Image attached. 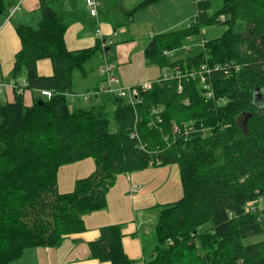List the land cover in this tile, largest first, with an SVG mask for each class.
<instances>
[{"label": "trees", "instance_id": "1", "mask_svg": "<svg viewBox=\"0 0 264 264\" xmlns=\"http://www.w3.org/2000/svg\"><path fill=\"white\" fill-rule=\"evenodd\" d=\"M14 1L0 0V16L14 13ZM158 1L143 0L135 10ZM56 2L40 0L37 26L17 25L22 47L7 79L0 77L2 95L3 82L13 85V99L0 104V264L84 231L85 216L108 206L118 174L171 164L183 195L163 204L146 264H264V0H223L213 12L212 0H196L189 26L155 34L144 51L146 64L195 77L154 81L138 102L113 92L112 114L110 103L94 102L102 87L88 90L96 92L89 105L70 106L75 71L87 75L93 55L107 54L113 41L71 48ZM216 24L227 25L221 36L204 40L199 53L174 57ZM44 59L52 63L47 75L39 72ZM87 158L96 169L61 192V167ZM123 236L120 223L102 226L91 255L132 264Z\"/></svg>", "mask_w": 264, "mask_h": 264}, {"label": "crops", "instance_id": "2", "mask_svg": "<svg viewBox=\"0 0 264 264\" xmlns=\"http://www.w3.org/2000/svg\"><path fill=\"white\" fill-rule=\"evenodd\" d=\"M96 1L99 20L90 15L86 0H57L56 6L66 15L69 24L66 32L68 45L76 49L96 44L101 39L96 36V28L100 25L104 33L103 39L108 36L107 40L113 41L107 48V54L103 52V55L107 57L108 61L116 65V73L122 79L123 84L127 86L145 84L146 82L152 83L162 75L163 68L150 69L146 74L142 72L135 75L131 74V68L137 58L140 63L145 61V48H141V41L136 38L138 31L145 27L150 30L148 44L157 33L188 26L191 17L196 13V0H160L149 7L138 10L135 8L143 0ZM14 2L17 5L14 13L10 15L7 10L4 15L0 16V77L5 79L13 68L16 53L21 49V40L16 30L17 25L22 23L37 26L41 19L40 0H16ZM131 12L133 13L129 15ZM140 24L142 26L138 30ZM112 51V60H110L108 54ZM40 65L43 66V68H39L40 74L47 75L52 72V63L49 59L41 60ZM129 65H132L130 69H128ZM99 66L100 63L96 65V68L100 69ZM148 68H153V66L149 65ZM92 72L91 70L87 75H83L84 79L88 81L86 91L101 87V81L105 80L104 76H101L102 79L99 80V83L90 86L89 82L94 77H90ZM3 84L8 87L4 93L5 99L8 101L13 95V85L6 82ZM74 91L77 92L75 81ZM102 95H104L103 92L98 95L99 100L94 102L105 101L111 104V99L115 97L112 93L104 95V98ZM80 104L84 105L83 103ZM76 164H80L73 165L78 166L75 172L79 174V178L81 175H87L93 169V165L88 163L78 161ZM63 167L59 172L58 186L62 180L65 187L62 192H65L72 190L75 185L73 186V180L70 181L71 175L61 179ZM149 168H153L150 169L151 172L160 170L156 167ZM149 168L145 170H149ZM144 174L141 171L118 174L116 184L108 192V206L85 216L86 229L84 231L65 236L59 246L27 248L21 257L9 264H112L110 261L93 257L90 251V243L100 237L102 226L115 223L123 225L124 249L132 260V264H146V260L155 253L156 244L152 245L150 251L147 252L146 247L150 243L148 244L146 238L151 235L153 227L148 221L149 218H145L143 215L142 217L136 216V210L141 211L142 209L136 204V201L142 199L140 189L150 183V179L143 181L145 179ZM135 186H140L139 191L130 194ZM115 187H117V191L112 193ZM111 194L112 197L118 194L124 196L126 206L120 205L119 208L118 205L113 204L110 207ZM163 194L166 199H170L178 192L172 188H166L163 190ZM134 201L135 204H131ZM167 202L169 200L161 204ZM149 210L151 209L146 211ZM154 231L156 233V223Z\"/></svg>", "mask_w": 264, "mask_h": 264}, {"label": "rangeland", "instance_id": "3", "mask_svg": "<svg viewBox=\"0 0 264 264\" xmlns=\"http://www.w3.org/2000/svg\"><path fill=\"white\" fill-rule=\"evenodd\" d=\"M223 0H212L213 6H212V12L216 11L218 8L221 7ZM4 15V14H2ZM242 23H239L237 25V28H241L242 27ZM142 24H140V27L138 28V30H140ZM227 29V25L225 24H216V25H211V26H205L203 28L202 31V37L201 38H192L189 40L185 41V44L182 48H179L177 50L174 51V57L176 59H180V58H186L190 55L199 53L202 49H203V41L204 40H208V39H214L217 38L219 36H221L223 34V32ZM150 30H148L146 27L141 29L140 31H138V34L136 35V38H138L141 41V48H145L147 45V42L149 40V33ZM104 34V33H103ZM98 36V35H96ZM99 38L103 39V36ZM106 38V37H105ZM108 38V36H107ZM106 38V39H107ZM109 41H111L110 39H108ZM21 48V46H20ZM19 48V49H20ZM188 48H190L191 50H189ZM112 54L113 51L110 52L108 54V58H111L110 60H112ZM105 62H106V58L103 55L102 50H98L92 57V60L86 65V69L87 71H93L90 75L94 76L91 80H90V86H93L97 83H99V80L102 79V77L104 76L105 80L101 81V87L102 90H105L104 87L108 85V79H107V72L105 71ZM100 63V69L96 68V65ZM113 63V62H112ZM114 65V63L112 64ZM149 64H146L145 61L140 63V60L137 58L135 60L134 66L132 67V65H129L130 69L131 67V74L135 75L137 73H143L146 74L150 71V69H156L158 70V66L157 65H152L153 68H148ZM39 68H43L42 65L39 66ZM96 68V69H95ZM115 75H117L119 77V75L117 73H113ZM159 75V73H158ZM157 75V76H158ZM102 76V77H101ZM156 78V77H155ZM74 81L76 83V90L77 93H84L86 91V87L88 86L86 83L88 82L86 79H84L82 72L78 69L75 71L74 73ZM104 95H109V91H105L103 92ZM104 95H102V98H104ZM74 98V99H73ZM73 98H70V106L71 107H75L78 106L80 103H84V105H89L86 101H84L83 98L79 97V96H75ZM12 99H13V95H12ZM6 99L5 96L2 95L0 93V104L2 103H6ZM110 113H113V105L110 104L109 105V109ZM115 122L112 121L111 123V129L115 130ZM180 130V128H179ZM177 130V133L178 131ZM80 162L83 163H88L93 165V169L89 171L88 174H90L91 172H93L96 169V163H95V159L94 158H87L84 160H81ZM78 163V162H76ZM67 164L64 165L62 173H61V179L67 178L69 175H71L70 181L73 180V186L75 185V182L77 180V178H79V174L75 172V170H77L78 166H73V165H80V164ZM61 167V168H62ZM157 169H160L158 171H153L151 172L150 169L153 168H149V170H141L142 173H145V179L143 181H147L148 179H150V183L144 185V187H142V189H140V193L142 195V199L136 201L137 207H142L141 211L136 210V216L137 217H145V218H149L148 221L151 222L153 230L151 235L146 238V240H148V246L146 247L147 252L150 251L152 245H155L157 243V235L155 233V223H156V227H157V222H158V218L160 215V212L162 210V208L164 207L163 202L169 200V202H173L178 200L179 198L182 197L183 195V190H182V185H181V179H180V170L177 164H171V165H163V166H156ZM134 173V172H132ZM86 174V173H84ZM127 175V174H125ZM131 175V174H130ZM84 175H81V177H83ZM86 176V175H85ZM117 181V180H116ZM115 183L111 186V188L116 184ZM59 190L62 192L64 190V185L63 182L61 180L60 185L58 186ZM139 187L140 186H135L133 189V192H131L130 194H133L134 192H138L139 191ZM166 188H172L173 190L177 191L178 194L173 195V197L171 196L170 199H166V197H164L163 194V190ZM117 191V187L114 188L113 192ZM112 197V194H111ZM127 198H129V196H127ZM125 200L126 198L124 196H120L119 194L116 196H113L111 198V201L109 203V206L111 207L113 204L118 205L120 208V205H125ZM173 200V201H171ZM131 204H135L132 202ZM166 204V203H164ZM258 206L260 209H264V197H262L258 203ZM148 207V208H145ZM147 209H151L149 211H146ZM99 211V210H98ZM94 212V211H93ZM262 237H254V239H259ZM251 240V239H250Z\"/></svg>", "mask_w": 264, "mask_h": 264}, {"label": "built area", "instance_id": "4", "mask_svg": "<svg viewBox=\"0 0 264 264\" xmlns=\"http://www.w3.org/2000/svg\"><path fill=\"white\" fill-rule=\"evenodd\" d=\"M86 5L90 11V15L92 17L98 18L99 10H98V6H97V1L96 0H86ZM15 9L16 8L12 9V13L14 12ZM96 35H98L100 37L103 36V31L99 25L96 28ZM165 53H167L168 55H173V53L169 52V51H165ZM105 66H106L105 71L107 72L108 85L104 87L105 90H103V91L116 92L118 95L123 96V97L128 96V95L130 96L132 94L137 93V85H135V86L134 85H132V86L124 85L121 78L111 72L114 69V66L110 65L108 63H106ZM215 67H217V66H215ZM202 68H203V70L207 69V67L204 65L202 66ZM166 70H167V67H166ZM175 70L179 71L178 67L175 68ZM187 75L189 76V78L195 77V74L193 72H189V73H187ZM202 81H205V78H202ZM149 84H151V83L146 82L143 85L148 86ZM101 89H97V90H101ZM44 94L51 96V92H49V91H44ZM93 94H96V92L87 91L84 93H76V94H71V95H72V97L79 96V97L83 98L84 100H87V99H90ZM208 95L213 96V92L209 91ZM175 130H176L175 132H177V130H179V127H177Z\"/></svg>", "mask_w": 264, "mask_h": 264}, {"label": "bare ground", "instance_id": "5", "mask_svg": "<svg viewBox=\"0 0 264 264\" xmlns=\"http://www.w3.org/2000/svg\"><path fill=\"white\" fill-rule=\"evenodd\" d=\"M178 66H176L175 68H177ZM178 70L179 71H176L175 69H174V71L173 70H163V72H162V75L160 76V78L158 79V80H165V79H173V78H175V77H184V76H188L187 75V73H189V72H184L182 69H181V67H178ZM204 72H206V70H203L202 71V74L204 75V76H202V78H205L206 79V75H205V73ZM157 80V81H158ZM153 83V82H152ZM152 83L151 84H149L148 86H144L143 84H140V85H137V93H135V94H132V95H128V96H125V98H127L128 100H130V101H132V100H136V101H140V95H141V91L142 90H144V89H147V88H150L151 87V85H152ZM135 86V85H134ZM44 91H49V92H51V96H52V94H53V92H52V90H42V91H40V94L41 95H44V96H47V97H51V96H49V95H47V94H44ZM102 92H105V91H102ZM101 91H98L97 92V94L99 95L100 93H102ZM209 92V91H208ZM110 93H112V94H114L113 92H110ZM118 95V94H117ZM121 97H123V96H121ZM92 97L90 98V99H87V101H89V102H91L92 100ZM94 99L97 101V100H99V98H98V96H95L94 97Z\"/></svg>", "mask_w": 264, "mask_h": 264}, {"label": "water", "instance_id": "6", "mask_svg": "<svg viewBox=\"0 0 264 264\" xmlns=\"http://www.w3.org/2000/svg\"><path fill=\"white\" fill-rule=\"evenodd\" d=\"M39 102H41V100Z\"/></svg>", "mask_w": 264, "mask_h": 264}]
</instances>
